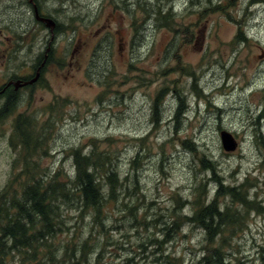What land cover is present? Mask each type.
<instances>
[{
    "label": "rangeland",
    "instance_id": "374dc122",
    "mask_svg": "<svg viewBox=\"0 0 264 264\" xmlns=\"http://www.w3.org/2000/svg\"><path fill=\"white\" fill-rule=\"evenodd\" d=\"M36 3L59 25L53 41L29 0H0V83L33 74L49 41L52 48L40 80L22 91L11 110L0 112V195L19 194L25 172L69 177L72 150L81 147L92 160L99 158L98 174L120 177V198L134 206L137 218L115 209L114 230L107 234L115 243L100 236L87 261L71 256L58 264H124L129 257L127 264H140L156 253L165 264H201L202 252L220 237L206 241L200 227L182 223L162 251L161 243L149 241L166 238L175 216L193 213V204L177 205L178 194L191 200L203 183L205 198L216 196L218 182L205 159L218 164L225 185L244 182L250 199L264 207V0ZM240 30L245 40L236 38ZM20 116L28 121L17 130ZM29 128L31 147L37 144L32 152L21 137ZM223 130L234 135L235 150L224 149ZM231 200L217 197L223 207ZM68 211L70 229L87 234L89 220ZM243 219L234 234L225 232L226 264H256L264 245V208L250 209ZM142 242L148 248L143 254ZM100 244L105 249L98 253ZM168 252L169 260L162 258Z\"/></svg>",
    "mask_w": 264,
    "mask_h": 264
},
{
    "label": "trees",
    "instance_id": "16d2710c",
    "mask_svg": "<svg viewBox=\"0 0 264 264\" xmlns=\"http://www.w3.org/2000/svg\"><path fill=\"white\" fill-rule=\"evenodd\" d=\"M172 13L169 14L172 15ZM157 17L159 18V16ZM57 31H59L58 24ZM236 38L246 39L241 30ZM50 56L49 53L47 62ZM201 95L209 97L205 93ZM180 110L177 111V114ZM27 121L23 122L20 116L16 123V129L20 130L22 122L26 123ZM21 137L25 151L32 152V149L37 148V144L31 147L30 141L34 138V134L30 128L22 132ZM38 145H41V142H38ZM192 145L194 144L192 143ZM72 157L74 174L69 177L59 172H56L50 179L47 178V175L30 177L29 172H25L27 180L22 184L23 188L19 194L15 192L13 195L6 196L7 190L5 194L0 195V262L16 258L21 264H58L60 261L71 259V256L78 257L76 263L81 260L87 261V255L91 251L89 247H92V242L97 241L100 236H104L108 243H115V240L109 241L107 235L108 232L114 230L111 225H115V209L119 210L123 217H128V213H132L130 217L137 218L132 212L134 206L126 205L123 198H120L122 180L115 172L98 174L96 168L99 158L92 160L91 156L84 155L81 147L73 148ZM205 162L207 166H210L215 176L214 179L218 182L216 196L211 201L209 197L206 199L205 194L199 191L203 188L201 185L203 183L195 188L191 200L184 199L182 195L178 194L176 196L177 205L181 206V203L185 202L191 203L194 205L193 213L175 216L166 225L164 232L166 238L162 240L155 238L149 243H161L160 250L162 251L163 243L171 242V237L178 232L182 223L186 222L191 224V227L193 225L200 227L207 237L206 241L220 237L215 248H206L208 253L202 252L200 263L226 264L223 253H226L224 248L230 244V240L227 239L225 232L234 234L244 225L242 224L244 223L243 215L247 214L250 209L259 211L264 207L258 200L250 199L244 182L236 186L225 185L224 180L217 176L220 173L218 164L212 159H205ZM106 164L107 158H103L101 165ZM245 178L247 179L248 175ZM63 185L64 187H62ZM226 195L232 196V202L223 207L217 201V197ZM236 202L242 206L244 214L237 212ZM74 209L76 212L73 211ZM68 210L73 211L75 213L73 216H77V218L85 216L89 220L91 227L87 234L79 236L76 230L73 232L70 229L71 216L66 214L69 212ZM173 228L175 231L171 232ZM61 235H72V237L58 240ZM100 245L98 253L104 252L105 249V244ZM138 247L143 251L142 254L148 251L145 242L138 244ZM121 248H125V246L122 245ZM60 250L63 252L61 259L59 258ZM154 255V258L151 257L140 264H158L159 260L161 262V254ZM146 257L148 254L144 258ZM162 258L169 260V252L165 253ZM129 259L130 257L126 259L127 263ZM161 263L165 264L164 261ZM256 264H264V245L259 246Z\"/></svg>",
    "mask_w": 264,
    "mask_h": 264
},
{
    "label": "water",
    "instance_id": "95a60500",
    "mask_svg": "<svg viewBox=\"0 0 264 264\" xmlns=\"http://www.w3.org/2000/svg\"><path fill=\"white\" fill-rule=\"evenodd\" d=\"M29 2L33 5L35 19L38 22L44 23V25L49 29L50 34H51L50 40L53 41L54 37H55L56 27H57L56 20L53 19L52 17L42 15L40 13L39 7H38L35 0H29ZM51 41L48 42V48L46 50L44 60L41 63V65L39 66V68L37 69L34 77L30 80H27V81L23 80L21 78L16 79L14 81H11V83H13L15 85L16 90L19 89L20 87L25 86V85L33 84L39 80V78L41 76V70L46 63V59L48 57L49 51L51 50ZM221 139H222L223 147L226 151H233L237 148L238 142L235 139L234 135L231 134L230 132H228L226 130L221 131Z\"/></svg>",
    "mask_w": 264,
    "mask_h": 264
},
{
    "label": "flooded vegetation",
    "instance_id": "af4514ba",
    "mask_svg": "<svg viewBox=\"0 0 264 264\" xmlns=\"http://www.w3.org/2000/svg\"><path fill=\"white\" fill-rule=\"evenodd\" d=\"M32 7H33V5H32ZM33 10H34V8H33ZM40 13H41V11H40ZM39 23L44 25V23H42V22H39ZM50 51H49V53H50ZM45 53H44V56H45ZM44 56H43L42 60L39 62V64L34 68L33 74H29L27 76H21V77L15 76L12 78H7V80H6V78L1 79L2 81L0 83V112H6V111L11 110L13 108V106L20 101L19 96L22 94V91L32 88V86L35 85L40 80L41 76L37 82H35L33 84L25 85L23 87H20L17 90L15 89V85L13 83H11V81H14V80L19 79V78L26 80V81L32 79L34 77L37 69L39 68V66L43 62ZM46 64H47V59H46L45 65L43 66V68L41 70V74H42Z\"/></svg>",
    "mask_w": 264,
    "mask_h": 264
}]
</instances>
